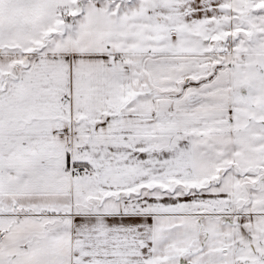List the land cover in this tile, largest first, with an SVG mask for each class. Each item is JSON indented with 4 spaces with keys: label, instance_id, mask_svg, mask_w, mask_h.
Instances as JSON below:
<instances>
[{
    "label": "snow or ice",
    "instance_id": "1",
    "mask_svg": "<svg viewBox=\"0 0 264 264\" xmlns=\"http://www.w3.org/2000/svg\"><path fill=\"white\" fill-rule=\"evenodd\" d=\"M0 264H264V0H0Z\"/></svg>",
    "mask_w": 264,
    "mask_h": 264
}]
</instances>
